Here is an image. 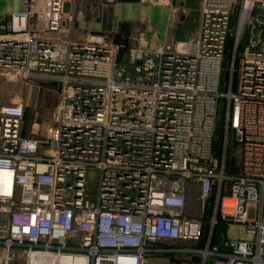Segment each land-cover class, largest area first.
Segmentation results:
<instances>
[{"label":"built area","instance_id":"obj_1","mask_svg":"<svg viewBox=\"0 0 264 264\" xmlns=\"http://www.w3.org/2000/svg\"><path fill=\"white\" fill-rule=\"evenodd\" d=\"M198 1L195 35L130 49L133 74L119 64L121 48L75 36L72 17L63 27L65 0H23L24 10L0 15L9 22L0 68L66 88L45 135L25 134L23 107L0 109V264H31L32 255L57 264L162 255L264 264V0ZM193 185L200 216L189 213ZM235 225L247 238H229Z\"/></svg>","mask_w":264,"mask_h":264},{"label":"crops","instance_id":"obj_2","mask_svg":"<svg viewBox=\"0 0 264 264\" xmlns=\"http://www.w3.org/2000/svg\"><path fill=\"white\" fill-rule=\"evenodd\" d=\"M24 9L23 0H0V15ZM63 16L65 29L69 26L68 19L73 18V33L77 37L88 34L101 36L121 51H155L167 43L183 42L195 35L199 1L65 0ZM8 24V21H0V31ZM121 58L124 60V55ZM33 129L25 127V134H31ZM3 261L4 250L0 247V263Z\"/></svg>","mask_w":264,"mask_h":264},{"label":"rangeland","instance_id":"obj_3","mask_svg":"<svg viewBox=\"0 0 264 264\" xmlns=\"http://www.w3.org/2000/svg\"><path fill=\"white\" fill-rule=\"evenodd\" d=\"M122 55L125 57L124 60L121 58ZM118 61L120 66H125L127 71L132 73L129 64V49H123L120 52ZM65 95L66 88L58 81L34 79L27 82L16 71L0 68V109L23 107L27 129H33L39 125L40 132L42 131L45 135V131L49 127L57 126ZM223 104V101L219 104L218 134L222 131ZM229 161L231 170H238L240 162L239 146L235 147L233 145ZM97 188L98 172L90 170L87 177V191L90 198H95ZM201 204L198 187L193 185L188 200L189 213L193 216H200L202 214ZM227 234L229 238L235 240L247 238L244 227L240 225L232 226L228 229ZM182 262H184L182 257L162 255L157 258L146 259L145 264H182Z\"/></svg>","mask_w":264,"mask_h":264},{"label":"bare ground","instance_id":"obj_4","mask_svg":"<svg viewBox=\"0 0 264 264\" xmlns=\"http://www.w3.org/2000/svg\"><path fill=\"white\" fill-rule=\"evenodd\" d=\"M57 259L51 258L46 255H42L40 257L32 255L30 257V263L31 264H57Z\"/></svg>","mask_w":264,"mask_h":264},{"label":"trees","instance_id":"obj_5","mask_svg":"<svg viewBox=\"0 0 264 264\" xmlns=\"http://www.w3.org/2000/svg\"><path fill=\"white\" fill-rule=\"evenodd\" d=\"M228 61V60H227ZM227 64H228V62L226 63V67H227ZM228 73L227 72H225V77H228V75H227ZM219 144H220V142H217V147L219 146ZM222 225H219L217 228H216V231H217V233H219L221 230H222ZM218 240H217V238L215 239V241L214 242H217Z\"/></svg>","mask_w":264,"mask_h":264}]
</instances>
